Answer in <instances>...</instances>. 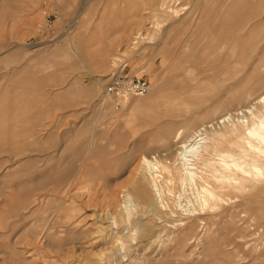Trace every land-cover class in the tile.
<instances>
[{"label":"rangeland","instance_id":"374dc122","mask_svg":"<svg viewBox=\"0 0 264 264\" xmlns=\"http://www.w3.org/2000/svg\"><path fill=\"white\" fill-rule=\"evenodd\" d=\"M175 1L0 0V264H264V178L243 172L255 174L249 166L264 162V144L248 133L264 121V104L233 115L264 96V83L232 100L264 78V32L241 61L224 66L205 56L230 17L243 42L264 22V0H237L235 8L227 0ZM210 13L208 36L201 17ZM124 67L150 90L114 111L104 105V86ZM151 92L158 101L146 98ZM200 127L197 175L217 166L242 189L255 183L244 191L219 183L200 240L167 241L166 227L138 198L139 190L150 193L140 159L175 166L172 181L160 182L162 201L193 219L202 184L181 185L174 139ZM234 162L243 170L223 166ZM124 196L138 207L129 220ZM139 222L149 226L145 235L136 234Z\"/></svg>","mask_w":264,"mask_h":264},{"label":"bare ground","instance_id":"6f19581e","mask_svg":"<svg viewBox=\"0 0 264 264\" xmlns=\"http://www.w3.org/2000/svg\"><path fill=\"white\" fill-rule=\"evenodd\" d=\"M177 1L178 0H176V2ZM162 5H164V4H162ZM219 38L220 37H217V35L214 34L212 36V40L210 41L211 44H209L208 49L205 51V56L207 58L212 59V61H216V55L217 54H215L214 50H216V49L214 48V46L216 45V42L218 41ZM225 50H227V46L220 48L219 54L222 56L223 54L225 55V52H226L225 56H227L228 54L232 53L231 50H228V51H225ZM262 83L263 82H255V84H252L251 86H248V84H247L248 87L247 86L245 87L244 92L243 93L241 92L242 94H236V95H233L234 98L231 96H230V98L231 99L233 98L232 100L248 99L249 97L253 96L257 90H259L262 87V85H263ZM252 86H253V88H252ZM149 90H150V86H149L147 93L149 92ZM152 94L153 93L151 92L146 98L147 99L151 98L152 102L158 101L159 99H156V96H153ZM136 97H140V96H136ZM104 99H105L104 105H105V103H107L108 105L111 104V107L113 106V110L117 111V110H115L114 105H112L113 102L109 98H107L106 94H104ZM108 99L110 100V102ZM128 100H129V98L122 100L121 106H123ZM258 104H264V96L260 97V99H258L257 101L251 103V105H248L247 109L240 110V113L235 112V114H233V115H239L242 118L245 115H250V114H252V111L254 109L253 107H255ZM216 105H218V104H215V106ZM229 116H231V115H229ZM229 119H230V117L223 118L222 122L229 120ZM258 124L259 125H256V126L259 129H256V126H255V128H252L253 129L252 133H251V131H248V133L251 134V136L259 139L261 141V144H264V121L260 120ZM204 127L207 128V126H204ZM204 127L203 128L200 127V129L197 130L195 133H193L191 136H187L186 138H184V135L181 133V134H179L178 137H176L174 139L177 146H178L177 149L179 150L178 154H177V157H178L177 159L179 162V171L181 173V178H180L181 185L184 186L187 183H190V184L194 183L195 184L196 181H198L200 184H202L200 187H202L201 192L203 193V196H202L201 202L197 206L199 208L200 213L196 214L193 219H190V217L184 218V216H186L187 214H184V213H183V215L178 214L174 210L173 207H170L167 204L164 205V203L162 201L161 193H160V189H161L160 182H161V180L164 183L165 182L168 183V182L172 181V178H173L172 169L175 166H173V164L171 162L159 161L154 157L151 159H148L146 157H141V159H140L139 174L143 178H145V180L147 181V184H148L149 189H150V191H149L150 193L146 192L143 189L139 190L138 198L143 205L147 206L148 209H150V212H151V215L153 216V218L161 220L163 225L166 227L165 231L163 233L166 232L165 238L167 241L171 240V239H175L176 241L184 240L186 243L192 244L196 240H198V241L200 240L201 237L198 238L197 230L199 228V225L201 223L205 222L206 216L209 214V211H212V210L217 208V204H216L217 201H215L216 197L214 196V194H215L214 192L218 189L219 183H223V184L225 183V184L229 185V187H231L237 191H244L247 188L251 189V188H253V183H255V182H252L251 180H249V185H245V187L242 189V187L240 185V179L233 178L234 174L233 175H231V174L225 175L217 166L216 167L212 166L208 175L203 174V176H201V177H199L197 175V168H196L197 164H195V162H198L202 159L201 144H202L203 138L200 136H202L201 131L204 130ZM182 131H184V130H182ZM223 166L225 168L229 167V169H231V170H232V167H234L235 169H237V172L243 170L242 169L243 167L241 165L235 163V162L230 166H228L227 164L224 163ZM249 167L255 172V174H251L249 171L243 170V172L247 175V178H254V179H256V181L259 178H264V162L261 163L260 166L252 164ZM194 196H195V194H194ZM122 204H123L122 209L124 212L123 215H125V218L127 220H129L135 213H137L138 207H137V203L134 200L124 196ZM164 209H167L168 213H164L161 211V210L164 211ZM188 210H190V209H188ZM113 223H114V221H113ZM179 228H183V229L179 230ZM172 230L174 231L173 236H171L170 235L171 233H169V231H172ZM148 231H149V226L146 225L145 223L139 222L137 224L136 234L141 233L142 235H145ZM160 238H161V235L159 238L157 236V238H155V240H153L152 242H156L157 240L159 242ZM162 243L164 244L163 241H162ZM177 244H178V242H177ZM180 245H181V243H180ZM208 248H209V246L207 244L202 251L203 255L207 254V256H208V253H207V251L209 250ZM137 264H141V261H138Z\"/></svg>","mask_w":264,"mask_h":264},{"label":"crops","instance_id":"0c3cea01","mask_svg":"<svg viewBox=\"0 0 264 264\" xmlns=\"http://www.w3.org/2000/svg\"><path fill=\"white\" fill-rule=\"evenodd\" d=\"M227 1L233 2L232 5H231V7L232 8H235L234 6L236 5L237 0H227ZM255 1H256V3H258V2L260 3L259 0H255ZM164 2H170V0H160V3H164ZM192 2H194V0H192ZM222 8L225 9V6H220V7L218 6V7H216L215 8L216 9V12H217V10H220ZM232 8L229 9V10L232 11ZM245 8H246V6H245ZM245 8L242 5L238 10L240 11L241 9H245ZM184 10H186V9H184ZM214 14H216V13L206 14L203 17H201L202 18V21L204 23V26L208 25L207 26L208 27V30L207 31L206 30L204 31V34L207 33V35H208V33H209L208 36H211V34H212V30L213 29L211 27L213 26V23L210 21L212 18H209V19H207V18H208V16H214ZM252 17L250 16V18H252ZM229 19H230L231 22L228 21V20H226V22H224V26L216 29V31H215V34L217 35V37H221L222 36L221 39L222 38L224 39L223 42H222V44L220 46H218L217 49H216V51H215V54H217L216 55V63H217V61H219V60L221 61L222 60L223 61L222 64L224 66L231 65V62L232 61H233V63L234 62L241 61L244 58V53H245V50H246L245 47H247V44L250 41H253V40L256 41L258 39V36H260V34H262L264 32V22H263L260 25L255 26L251 31H249V33L247 34V36L244 39V41L239 43L238 40H236L237 35L234 36V34H236V32H237V31H234V27L235 28H237V27L242 28L241 27L242 25L241 24L238 25L239 22H235L236 20L233 17L232 18L230 17ZM232 19H233L234 23H236V24H233L232 23ZM233 25H236V26H233ZM221 39H219L218 41H220ZM226 46H227V50H225V51L231 50L232 53L231 54H228L227 56H225L224 54L221 56L219 54V49L222 48V47H226ZM205 59L206 58L204 57L201 60H205ZM197 61L198 60H195V59L193 60V62H195V64H197L196 63ZM123 73H124L125 76H126V74H128L127 76H137L138 75L137 74V71H134V70L128 71V70H126V67H124V72ZM137 77H141L143 79H146L142 75L141 76H137ZM146 80L149 81L148 79H146ZM256 82H263L264 83V78H262L260 81L257 80Z\"/></svg>","mask_w":264,"mask_h":264},{"label":"built area","instance_id":"2783aa9c","mask_svg":"<svg viewBox=\"0 0 264 264\" xmlns=\"http://www.w3.org/2000/svg\"><path fill=\"white\" fill-rule=\"evenodd\" d=\"M149 82L137 76H125L123 70L114 72L109 82L104 86V94L114 105L115 110L121 106V101L136 96H143L149 89Z\"/></svg>","mask_w":264,"mask_h":264}]
</instances>
